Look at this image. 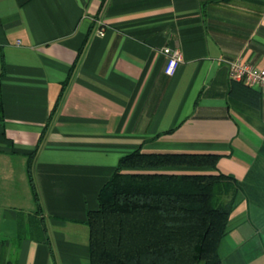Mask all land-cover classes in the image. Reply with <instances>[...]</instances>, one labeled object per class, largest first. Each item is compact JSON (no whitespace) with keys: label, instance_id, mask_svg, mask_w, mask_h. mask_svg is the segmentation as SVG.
I'll use <instances>...</instances> for the list:
<instances>
[{"label":"crops","instance_id":"1","mask_svg":"<svg viewBox=\"0 0 264 264\" xmlns=\"http://www.w3.org/2000/svg\"><path fill=\"white\" fill-rule=\"evenodd\" d=\"M234 60L264 67V0H0V264H91L87 212L137 150L217 155L158 171L239 181L217 264H264V93Z\"/></svg>","mask_w":264,"mask_h":264},{"label":"trees","instance_id":"2","mask_svg":"<svg viewBox=\"0 0 264 264\" xmlns=\"http://www.w3.org/2000/svg\"><path fill=\"white\" fill-rule=\"evenodd\" d=\"M217 159L138 150L121 157L99 191L97 209L87 212L90 263H219L234 203L224 202V195L240 189V182L224 173L158 171L213 168Z\"/></svg>","mask_w":264,"mask_h":264},{"label":"built area","instance_id":"3","mask_svg":"<svg viewBox=\"0 0 264 264\" xmlns=\"http://www.w3.org/2000/svg\"><path fill=\"white\" fill-rule=\"evenodd\" d=\"M98 34H104L102 28L98 30ZM162 53L166 56L164 72L167 75H172L183 61V53L179 48L172 46L163 47ZM229 76L235 81L243 82L250 87H256L264 93V67H257L239 60L230 61Z\"/></svg>","mask_w":264,"mask_h":264}]
</instances>
